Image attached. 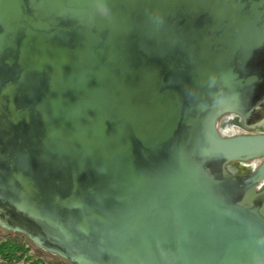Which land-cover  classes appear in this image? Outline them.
I'll return each mask as SVG.
<instances>
[{
    "label": "water",
    "instance_id": "water-1",
    "mask_svg": "<svg viewBox=\"0 0 264 264\" xmlns=\"http://www.w3.org/2000/svg\"><path fill=\"white\" fill-rule=\"evenodd\" d=\"M264 0H0V227L70 264H264ZM259 161V164H255Z\"/></svg>",
    "mask_w": 264,
    "mask_h": 264
},
{
    "label": "trees",
    "instance_id": "trees-1",
    "mask_svg": "<svg viewBox=\"0 0 264 264\" xmlns=\"http://www.w3.org/2000/svg\"><path fill=\"white\" fill-rule=\"evenodd\" d=\"M6 230L0 227V232ZM7 231V230H6ZM30 248L26 244L20 242L15 238H2L0 234V258H2L5 264H17L23 260H27L28 264H47L42 259H33L28 256ZM60 264H70L60 263Z\"/></svg>",
    "mask_w": 264,
    "mask_h": 264
},
{
    "label": "rangeland",
    "instance_id": "rangeland-1",
    "mask_svg": "<svg viewBox=\"0 0 264 264\" xmlns=\"http://www.w3.org/2000/svg\"><path fill=\"white\" fill-rule=\"evenodd\" d=\"M223 117L219 120L221 122ZM236 128L240 129L241 131H247L246 129H243L239 126H235ZM2 238H15L18 239L20 242L26 244L27 247L30 248L28 256L33 259H42L44 260L47 264H60V263H67V261L63 260L62 258L51 254L49 252H46L45 250L41 249L40 247L36 246L33 242H31L26 236L23 234L10 231V230H2L0 232ZM0 264H5L4 260L0 258ZM17 264H28L27 260H23Z\"/></svg>",
    "mask_w": 264,
    "mask_h": 264
},
{
    "label": "bare ground",
    "instance_id": "bare-ground-1",
    "mask_svg": "<svg viewBox=\"0 0 264 264\" xmlns=\"http://www.w3.org/2000/svg\"><path fill=\"white\" fill-rule=\"evenodd\" d=\"M235 117V115L227 114L223 117L222 121L219 122V127L225 134L229 135L242 132L240 129L235 127L236 125L233 120ZM255 164H259V161H257V163L255 162Z\"/></svg>",
    "mask_w": 264,
    "mask_h": 264
},
{
    "label": "flooded vegetation",
    "instance_id": "flooded-vegetation-1",
    "mask_svg": "<svg viewBox=\"0 0 264 264\" xmlns=\"http://www.w3.org/2000/svg\"><path fill=\"white\" fill-rule=\"evenodd\" d=\"M231 115H235V114H231ZM236 117L233 119L234 123L236 126H239L243 129H246L247 131H242V133H256V132H263L264 131V126L263 127H259V126H249L247 125V123L245 122V120L238 116L235 115Z\"/></svg>",
    "mask_w": 264,
    "mask_h": 264
}]
</instances>
